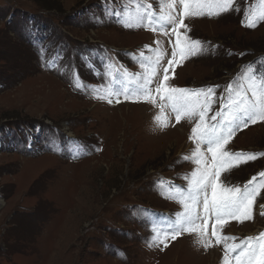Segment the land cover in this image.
Instances as JSON below:
<instances>
[{
	"label": "rangeland",
	"instance_id": "374dc122",
	"mask_svg": "<svg viewBox=\"0 0 264 264\" xmlns=\"http://www.w3.org/2000/svg\"><path fill=\"white\" fill-rule=\"evenodd\" d=\"M168 2L0 0V264H222L225 243L264 232L261 189L252 220L226 217L216 228L234 241L217 244L209 218L207 249L196 233L160 242L184 211L180 200L197 168L190 139L196 120L177 121L155 92L164 68L170 87L215 89L209 122L221 99L227 103L229 85L251 98L249 66L264 73V21L245 26L264 11V0H232L228 13L186 16L178 31L206 51L182 59L177 48L172 67L176 35L159 19ZM172 2L179 22L182 5ZM157 51L163 59L149 99L138 93ZM110 90L120 93L118 105L108 103ZM225 148L256 159L222 171L221 188L244 189L253 177L249 188L264 183V120L236 129ZM201 151L211 167V153ZM198 212L203 223L202 197Z\"/></svg>",
	"mask_w": 264,
	"mask_h": 264
},
{
	"label": "snow or ice",
	"instance_id": "6c2138e0",
	"mask_svg": "<svg viewBox=\"0 0 264 264\" xmlns=\"http://www.w3.org/2000/svg\"><path fill=\"white\" fill-rule=\"evenodd\" d=\"M111 2V0H106ZM182 5L183 12L179 17L172 14L174 4L169 0L166 7L169 10L166 14H162L159 19L167 24L173 26V33L176 35V43L173 46L172 59L168 60L169 67L176 63L177 52L179 49L182 59H188L203 54L206 49H203L199 40H193L188 37L181 36L178 29L186 27L183 20L186 16H204V15H220L228 13L232 10V0H179ZM205 8H218V12L208 11ZM119 15L118 13H113ZM151 21L154 13L146 11L144 13ZM143 20V16L138 17V21ZM264 21V11L253 13L248 18L246 27H255L259 22ZM122 22V21H118ZM244 24V20H241ZM125 27H133L131 22L124 23ZM137 27L140 26L138 22ZM163 27V25H162ZM154 66L143 78V83L140 85V92L138 93L145 98H152L151 85L157 74L155 66L160 64L163 59L162 54L157 51L155 58H149ZM54 61L49 62L51 66ZM249 72L246 74L248 79V90L251 92V98L243 91H236L233 93L232 85L226 89L227 103L223 99L220 101L221 111H217L214 115L208 118V113L211 110V105L214 103V91L212 87L204 89H182L177 87H170L167 84L169 79V68H164L163 79L156 86L155 92L159 94L161 100H166L172 111L176 114V119L179 121L183 117H189L196 120L192 128V137L196 142V149L192 153V160L197 165V168L191 173L192 179L188 184V195L180 200L184 211L177 214L174 222L169 223L167 232L164 235L163 243L170 238L175 240L183 232L196 233L200 237V243L207 249L211 245V241L207 238L206 225L209 218L215 220L213 225V235L216 236V243L220 244L222 241H234L236 238L231 236H222L216 228L221 225L226 217H231L239 222L249 221L253 219L254 202L264 189V183L257 185L254 188H249L253 184L255 177L249 180L244 189L238 187L221 188L218 184V179L222 171H228L234 167L240 166L241 163H247V160H254L256 156L249 155L247 160H241L242 153H230L225 146L229 143L235 130L241 126L247 127L249 123L255 124L258 120H264V73L259 68L253 69L249 66ZM74 87L80 89L83 87L82 83H74ZM118 92H108V103H112L111 97L119 95ZM125 99L129 96L127 92L124 93ZM224 94H222L223 96ZM98 99L105 97L97 96ZM117 102H119L117 100ZM153 102H155L153 100ZM163 111V107L161 108ZM157 121L161 119L160 116L155 117ZM207 148V151L212 155L211 167L207 165L204 154L201 151V146ZM185 160L188 158L185 157ZM235 161V163H233ZM264 176V173H261ZM211 188V195L208 194V189ZM202 197V217L203 223H198L201 219V214L198 212V205ZM264 207V206H262ZM264 214V213H262ZM225 253L222 264H232L230 255H234L235 264H264V232H261L256 237H247L240 241L239 244H224ZM238 254L237 250L241 249Z\"/></svg>",
	"mask_w": 264,
	"mask_h": 264
},
{
	"label": "bare ground",
	"instance_id": "6f19581e",
	"mask_svg": "<svg viewBox=\"0 0 264 264\" xmlns=\"http://www.w3.org/2000/svg\"><path fill=\"white\" fill-rule=\"evenodd\" d=\"M111 99H112V103L111 104H113V105H118L119 103H120V99H119V97L117 96V95H113L112 97H111ZM117 100L119 101V102H117ZM0 204H1V200H0ZM260 208H262V207H260Z\"/></svg>",
	"mask_w": 264,
	"mask_h": 264
},
{
	"label": "flooded vegetation",
	"instance_id": "af4514ba",
	"mask_svg": "<svg viewBox=\"0 0 264 264\" xmlns=\"http://www.w3.org/2000/svg\"><path fill=\"white\" fill-rule=\"evenodd\" d=\"M0 197L2 198V196H1V195H0ZM2 200L4 201V199H3V198H2ZM2 205H3V203L1 204V206H2ZM1 206H0V207H1ZM1 208H2V207H1ZM1 208H0V209H1Z\"/></svg>",
	"mask_w": 264,
	"mask_h": 264
}]
</instances>
